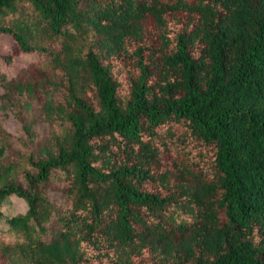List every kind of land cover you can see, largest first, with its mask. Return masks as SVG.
<instances>
[{"label": "trees", "instance_id": "obj_1", "mask_svg": "<svg viewBox=\"0 0 264 264\" xmlns=\"http://www.w3.org/2000/svg\"><path fill=\"white\" fill-rule=\"evenodd\" d=\"M0 264H264V0H0Z\"/></svg>", "mask_w": 264, "mask_h": 264}, {"label": "rangeland", "instance_id": "obj_2", "mask_svg": "<svg viewBox=\"0 0 264 264\" xmlns=\"http://www.w3.org/2000/svg\"><path fill=\"white\" fill-rule=\"evenodd\" d=\"M10 47L6 36H0V53H4ZM0 210L2 215L9 217L11 215H20L25 210V203L15 196H10L1 203Z\"/></svg>", "mask_w": 264, "mask_h": 264}]
</instances>
